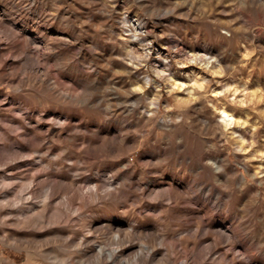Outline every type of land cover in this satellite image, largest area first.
Listing matches in <instances>:
<instances>
[{"label":"rangeland","instance_id":"1","mask_svg":"<svg viewBox=\"0 0 264 264\" xmlns=\"http://www.w3.org/2000/svg\"><path fill=\"white\" fill-rule=\"evenodd\" d=\"M0 264H264V0H0Z\"/></svg>","mask_w":264,"mask_h":264},{"label":"bare ground","instance_id":"2","mask_svg":"<svg viewBox=\"0 0 264 264\" xmlns=\"http://www.w3.org/2000/svg\"><path fill=\"white\" fill-rule=\"evenodd\" d=\"M221 114L224 115V120L229 125L234 121L233 115L226 110H222Z\"/></svg>","mask_w":264,"mask_h":264}]
</instances>
